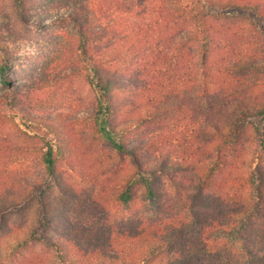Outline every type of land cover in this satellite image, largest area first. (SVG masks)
Wrapping results in <instances>:
<instances>
[{
  "label": "trees",
  "instance_id": "trees-1",
  "mask_svg": "<svg viewBox=\"0 0 264 264\" xmlns=\"http://www.w3.org/2000/svg\"><path fill=\"white\" fill-rule=\"evenodd\" d=\"M13 1L20 21H29L25 1ZM49 1L79 6L65 16L77 27L69 35L78 41L73 52L99 94L88 126L110 142L124 170L115 201L129 207L141 187L146 204L163 214L83 240L53 226L43 202L31 223L8 232L50 248L52 259L39 264H264V2ZM7 49L0 40V79L8 85ZM127 93L135 97L131 105ZM183 107L188 138H128L163 113L175 119ZM54 133L47 125L34 135L50 174L61 153ZM165 143L186 154L171 158ZM148 150L157 157L144 160ZM25 186L0 191V233L8 212L34 201L37 186ZM49 229L56 234L46 235ZM2 238L0 264H8ZM74 246L87 250L72 253Z\"/></svg>",
  "mask_w": 264,
  "mask_h": 264
},
{
  "label": "rangeland",
  "instance_id": "rangeland-1",
  "mask_svg": "<svg viewBox=\"0 0 264 264\" xmlns=\"http://www.w3.org/2000/svg\"><path fill=\"white\" fill-rule=\"evenodd\" d=\"M24 1L29 13L26 22L20 21L13 0H0V40L9 51L8 85L0 79V191L13 183L26 185L24 188L33 183L37 187L31 205L11 210L2 221L1 247L8 264H39L52 257L50 248L26 244L22 235L18 240L16 233L8 232L10 227L20 229L31 223L34 213L35 218L41 214L43 202L49 218H54L53 226L58 230L64 227L67 233L83 240L86 235H113L116 227H128L163 214L146 204L141 187L136 189L138 196L129 207L115 201V190L125 177L124 170L119 169L120 161L110 142L88 126L99 94L94 95L88 83V69L73 52L78 41L69 35L75 36L77 27L65 16L79 6L70 3L67 7L49 0ZM126 95V102L131 105L135 97ZM112 101L115 104V90ZM186 106L191 108L187 103ZM172 113L161 114L156 124L144 122L128 138L154 141L157 133L174 142L188 138L191 117H185V107L176 112L175 119ZM112 116L115 118V113ZM193 116L196 117L194 112ZM39 118L42 124L32 123ZM47 125L54 126V142L61 152L54 174L42 165V143L34 136L35 131ZM164 149L166 154L171 153V158L186 154L182 149L176 153L175 147L166 143ZM141 157L150 160L157 154L148 150ZM45 234L56 233L49 229ZM73 248L72 253L87 250Z\"/></svg>",
  "mask_w": 264,
  "mask_h": 264
}]
</instances>
